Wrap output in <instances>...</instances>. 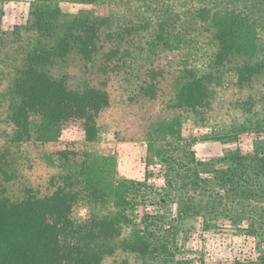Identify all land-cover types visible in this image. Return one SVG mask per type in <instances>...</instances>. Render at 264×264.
I'll list each match as a JSON object with an SVG mask.
<instances>
[{"label": "trees", "instance_id": "1", "mask_svg": "<svg viewBox=\"0 0 264 264\" xmlns=\"http://www.w3.org/2000/svg\"><path fill=\"white\" fill-rule=\"evenodd\" d=\"M140 1L161 15L153 17L158 42L146 52L132 45L143 30L133 19L36 5L0 42V264H167L133 222L128 195L144 184L112 180L103 164L112 160L85 150L101 125L120 141L147 142L145 178L158 157L185 171L198 164L182 151L183 116L219 131L264 129V56L255 30L248 33L254 22L209 0H120V18ZM188 15L197 35L174 42L168 32ZM190 44L202 53L200 76H184ZM73 121L85 142L60 143ZM82 203L87 218L79 222Z\"/></svg>", "mask_w": 264, "mask_h": 264}, {"label": "rangeland", "instance_id": "2", "mask_svg": "<svg viewBox=\"0 0 264 264\" xmlns=\"http://www.w3.org/2000/svg\"><path fill=\"white\" fill-rule=\"evenodd\" d=\"M117 2L120 0H0V42L26 24L36 5L57 7L69 15L85 11L96 19H133L143 30L132 38V45L143 52L150 50L158 42L153 17L159 14L148 11L140 1L120 18ZM208 2L214 5L208 7L239 12L249 22L252 20L254 27L250 26L248 33L255 30L257 54L264 56V0ZM176 14L180 18L184 9H178ZM198 27L194 17L184 16L167 35L174 42L187 43L197 35ZM184 51V76H200L204 71L201 51L191 44ZM1 62L0 79L5 73ZM135 68L130 69L131 76ZM181 121L182 151L192 152L198 162L188 165L191 171L176 169L172 161L165 167L158 157L145 178L147 142L120 141L114 129L104 124L97 128L93 142L84 143L80 123L70 122L60 130L58 141L84 143L87 153L111 159L103 164L112 180L144 184V189L140 188L139 193L133 190L128 197L133 222L157 248L159 263L264 264V129L233 133L230 128L219 131L198 126L191 116H183ZM74 218L86 220L85 203L76 209Z\"/></svg>", "mask_w": 264, "mask_h": 264}]
</instances>
